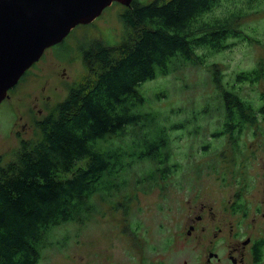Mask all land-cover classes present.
Masks as SVG:
<instances>
[{
  "label": "trees",
  "instance_id": "16d2710c",
  "mask_svg": "<svg viewBox=\"0 0 264 264\" xmlns=\"http://www.w3.org/2000/svg\"><path fill=\"white\" fill-rule=\"evenodd\" d=\"M230 1L133 0L120 13L127 29L118 44L84 48L88 79L38 118L37 140L22 139L12 160L2 162L0 156V264H37L42 249L52 244L51 231L95 212L92 197L106 199L123 187V175L138 162L154 165L142 182L163 180L176 170L169 163L167 126L154 112L135 110L145 102L140 87L180 66L202 65L198 50L216 53L233 44L229 39L250 41L239 25L244 10L214 13ZM241 1L250 8L260 0ZM211 74L222 105V127L211 136H227L231 149H241V137L264 121V93L256 107L234 87L223 86L216 64ZM262 79L264 61L235 74L237 82ZM127 128H137L129 142ZM84 158V166L74 169Z\"/></svg>",
  "mask_w": 264,
  "mask_h": 264
},
{
  "label": "rangeland",
  "instance_id": "374dc122",
  "mask_svg": "<svg viewBox=\"0 0 264 264\" xmlns=\"http://www.w3.org/2000/svg\"><path fill=\"white\" fill-rule=\"evenodd\" d=\"M224 8L245 11L239 25L250 41L229 39L233 44L216 53L198 50L204 55L202 65L180 66L140 87L145 102L135 110L154 112L159 123L167 126L169 163L177 164L176 170L163 180L156 177L142 182L143 173L154 165L148 159L138 162L123 175V187L113 190L106 199L99 194L92 197L95 212L51 231L48 240L52 244L42 249L37 264L125 263L134 249L148 250L162 244V224L166 230L183 216L177 209L180 201L184 206L196 197L210 201L214 196H227L235 188L232 180L236 174L245 175V183H253L244 191L249 205L255 207L264 198V121L258 129L251 128L241 137V149H231L227 136H211L222 127L221 99L212 83L213 64L221 72L223 86L234 87L256 107L261 103L264 79L255 84L237 82L235 74L264 61V0L250 8L246 1L224 2L214 13ZM122 11L123 5L112 2L91 22L73 27L60 43L46 48L9 89L8 98L0 103L2 162L14 158L22 139L37 140L38 118L61 102L71 87L88 79L89 70L82 57L84 48L91 43L113 46L121 41L127 29L120 18ZM47 95L50 100L43 103L42 98ZM173 124L181 126L171 128ZM136 130L127 128V142ZM85 161L86 158L76 163L74 169L84 166ZM235 165L241 166V172H234Z\"/></svg>",
  "mask_w": 264,
  "mask_h": 264
},
{
  "label": "flooded vegetation",
  "instance_id": "af4514ba",
  "mask_svg": "<svg viewBox=\"0 0 264 264\" xmlns=\"http://www.w3.org/2000/svg\"><path fill=\"white\" fill-rule=\"evenodd\" d=\"M42 99L44 103L50 96ZM235 167L234 172H241V166ZM245 180L241 173L233 175L235 188L227 196L210 201L196 197L184 206L180 201L177 209L183 216L166 230L162 224V244L136 248L119 264H264V198L249 205L244 191L253 183Z\"/></svg>",
  "mask_w": 264,
  "mask_h": 264
},
{
  "label": "water",
  "instance_id": "95a60500",
  "mask_svg": "<svg viewBox=\"0 0 264 264\" xmlns=\"http://www.w3.org/2000/svg\"><path fill=\"white\" fill-rule=\"evenodd\" d=\"M133 0H0V103L44 50L60 43L112 2Z\"/></svg>",
  "mask_w": 264,
  "mask_h": 264
}]
</instances>
